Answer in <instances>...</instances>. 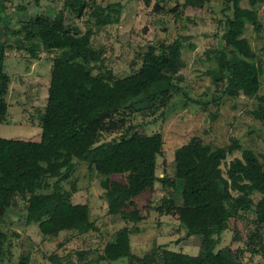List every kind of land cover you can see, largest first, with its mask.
<instances>
[{"label":"trees","instance_id":"trees-1","mask_svg":"<svg viewBox=\"0 0 264 264\" xmlns=\"http://www.w3.org/2000/svg\"><path fill=\"white\" fill-rule=\"evenodd\" d=\"M169 1L153 0V11L159 13ZM238 1L225 0L222 8L229 14L223 16L220 36L223 45L213 55L212 74L224 78L222 91L226 96L241 93L250 99L256 97L260 68L242 33L245 24L253 31L259 29L254 6L264 0H246V8L240 7ZM87 5L91 6L87 13L89 27L81 32L76 26L64 23L65 12L78 17ZM198 6V0L182 2L183 8ZM174 9L168 11L175 12L177 17ZM118 15L117 4L101 6L92 0H62L61 8L51 17H29L11 32L7 23H2L0 124L6 114L4 96L9 82L3 71L5 49L26 50L34 58L35 51L26 48L23 41L35 37L43 52L56 54L50 61L45 103L37 117L38 140L0 138V262L4 258L2 246L8 241L1 228L3 216L15 206L17 196L25 201L24 224H34L41 239L59 232L82 235L93 230L86 205L70 203L68 195L61 190L60 183L73 171V160L84 162L99 175L123 174V182L104 177L99 186L104 190L107 214L130 223L142 219L132 199L150 189L154 182L166 183L163 177L154 174L155 157L161 147L158 133H133L106 142L97 141L100 132L115 127L116 114L153 102L161 96L159 91L174 90L173 75L183 67L180 40L174 39L157 47L148 46L138 68L123 78H112L109 72L91 74L90 63L98 61V54L89 47L90 36L94 30L116 23ZM6 34H19L21 39L7 43ZM256 99L261 103L264 97ZM252 116L263 120L264 107L257 104ZM232 147L237 148L235 144L211 146L193 138L181 146L179 204L168 197L163 210L157 207L161 215L174 214L184 228V237H200L194 255L155 244L138 257L129 246V237L140 232L133 225L119 229L114 239L103 245L100 255L81 264L121 259L126 264H256L240 262L237 252L229 247L216 249L227 220L233 221L239 213L250 212L254 228L245 236V245L249 255L264 257V241L258 237L264 225V158L258 161L250 150L241 149L239 157L229 160L222 171L220 165ZM48 180H52L50 184ZM253 193L258 195L256 201L250 198ZM48 260L51 264H61L58 258ZM26 262V258L19 259V264Z\"/></svg>","mask_w":264,"mask_h":264},{"label":"rangeland","instance_id":"rangeland-1","mask_svg":"<svg viewBox=\"0 0 264 264\" xmlns=\"http://www.w3.org/2000/svg\"><path fill=\"white\" fill-rule=\"evenodd\" d=\"M92 1L101 6L117 4L119 15L116 23L96 29L90 36L89 47L98 54V61L90 63L91 74L109 72L112 78H123L138 68L140 57L148 46L180 40L183 67L173 75L176 88L166 93L159 91L161 96L140 105L137 110L116 114L115 127L100 132L97 139L106 142L120 135L158 133L161 147L155 157L154 174L163 177L166 183L154 182L150 189L132 199V205L142 219L130 223L107 214L104 190L99 186L104 177L123 182V174L99 175L84 162L73 160L75 166L68 179L60 183L61 190L68 195L70 203L86 205L93 230L82 235L59 232L41 239L34 224H24L25 201L17 196L15 206L3 216L1 228L8 241L2 246L4 258L0 264H19L21 257L26 258V264H51L49 257L60 259L61 264H81L100 255L103 245L112 241L119 229L133 225L140 232L129 237V246L131 253L138 257L155 244L175 251L179 248L194 255L200 237H184V228L174 214L162 216L157 212V207L163 210L168 205V197L174 199V204H179L180 147L192 138L218 147L235 144L237 148L232 147L220 165L222 171L229 160L239 157L241 149L250 150L258 161L264 158V119L252 116L257 104L264 107V99L261 103L256 99L264 97V2L254 6L259 29L253 31L245 24L242 33L260 68L256 97L248 99L241 93L231 97L223 94L224 78L212 74L213 55L223 45L220 39L223 16L229 14L222 9L225 0H198L199 6L192 8H183V0H170L159 13L153 11V0ZM61 3L62 0H0V29L3 22L11 32L29 17H51L61 8ZM238 5L246 8V0H239ZM174 7L177 17L175 12L168 11ZM90 8L87 5L78 17L65 12L64 23L76 26L82 32L89 27L87 13ZM5 36L7 43L14 38L21 39L19 34ZM23 42L26 48L35 51L36 57L31 58L26 50L5 49L3 71L9 82L4 96L7 107L0 124V138L36 141L39 136L37 117L45 103L50 61L56 52H43L35 37ZM174 76L179 78L176 80ZM51 181L48 180V184ZM250 198L256 201L258 195L253 193ZM252 220L250 212L239 213L233 221L228 219L216 249L229 247L237 252L242 263L264 264V257L249 255L245 245V236L253 232ZM258 237L264 241V225L260 227ZM96 264L126 263L121 259Z\"/></svg>","mask_w":264,"mask_h":264},{"label":"crops","instance_id":"crops-1","mask_svg":"<svg viewBox=\"0 0 264 264\" xmlns=\"http://www.w3.org/2000/svg\"><path fill=\"white\" fill-rule=\"evenodd\" d=\"M162 216H164V215H162ZM180 246H181V245H180ZM165 247H166V246H165ZM166 249L171 250L169 247H166ZM178 250H179L180 252L184 253V251H181L179 248H178ZM172 251H175V250H172Z\"/></svg>","mask_w":264,"mask_h":264}]
</instances>
